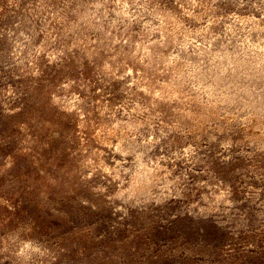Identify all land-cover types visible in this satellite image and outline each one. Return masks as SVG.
I'll return each instance as SVG.
<instances>
[{
    "label": "rangeland",
    "instance_id": "374dc122",
    "mask_svg": "<svg viewBox=\"0 0 264 264\" xmlns=\"http://www.w3.org/2000/svg\"><path fill=\"white\" fill-rule=\"evenodd\" d=\"M0 264H264V0H0Z\"/></svg>",
    "mask_w": 264,
    "mask_h": 264
}]
</instances>
